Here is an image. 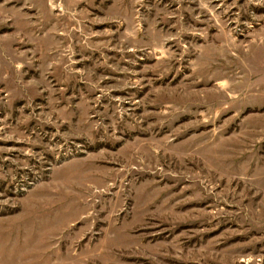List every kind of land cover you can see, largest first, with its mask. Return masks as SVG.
Here are the masks:
<instances>
[{"label": "rangeland", "instance_id": "1", "mask_svg": "<svg viewBox=\"0 0 264 264\" xmlns=\"http://www.w3.org/2000/svg\"><path fill=\"white\" fill-rule=\"evenodd\" d=\"M0 264H264V0H0Z\"/></svg>", "mask_w": 264, "mask_h": 264}]
</instances>
